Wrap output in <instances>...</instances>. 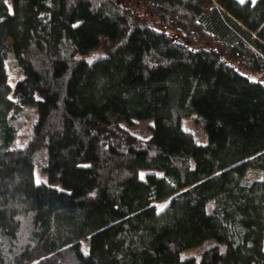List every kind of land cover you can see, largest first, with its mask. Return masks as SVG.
Here are the masks:
<instances>
[{"label": "trees", "instance_id": "trees-1", "mask_svg": "<svg viewBox=\"0 0 264 264\" xmlns=\"http://www.w3.org/2000/svg\"><path fill=\"white\" fill-rule=\"evenodd\" d=\"M0 264H264V0H0Z\"/></svg>", "mask_w": 264, "mask_h": 264}, {"label": "rangeland", "instance_id": "rangeland-1", "mask_svg": "<svg viewBox=\"0 0 264 264\" xmlns=\"http://www.w3.org/2000/svg\"><path fill=\"white\" fill-rule=\"evenodd\" d=\"M254 79H257V77H254ZM150 122H152L151 124H153V121H141L138 120L135 124H133V126H131L133 129H135L136 133L143 136V137H149L151 135V129H150ZM182 123L184 124V126L190 130H192L196 137L198 142L200 143H204L207 139V135H206V131L203 127H200L198 125L195 124L194 120L192 117H184L182 118ZM27 132V130L24 131V134ZM255 174V170L251 169L250 170V177H253V175ZM36 180L37 182H41V181H46L47 177L46 175L39 169L36 168ZM58 188H62V185L60 183H56L55 184ZM170 199V198H167ZM167 203V200H163L160 201L158 203V205L160 207L165 206V204ZM83 249L84 251H87V246L85 244V241L83 242Z\"/></svg>", "mask_w": 264, "mask_h": 264}, {"label": "snow or ice", "instance_id": "snow-or-ice-1", "mask_svg": "<svg viewBox=\"0 0 264 264\" xmlns=\"http://www.w3.org/2000/svg\"><path fill=\"white\" fill-rule=\"evenodd\" d=\"M241 2H243V0H241Z\"/></svg>", "mask_w": 264, "mask_h": 264}]
</instances>
